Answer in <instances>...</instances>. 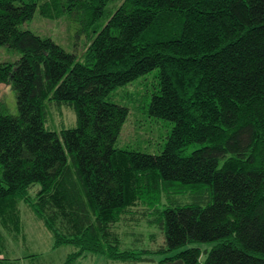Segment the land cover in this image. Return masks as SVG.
I'll use <instances>...</instances> for the list:
<instances>
[{"label":"trees","instance_id":"1","mask_svg":"<svg viewBox=\"0 0 264 264\" xmlns=\"http://www.w3.org/2000/svg\"><path fill=\"white\" fill-rule=\"evenodd\" d=\"M116 1L0 0L20 53L0 63L17 106L0 100V264H264V0ZM37 5L77 23L81 59L20 26ZM155 68L124 96L172 121L163 147L116 146L130 107L111 95ZM52 102L73 122L51 126Z\"/></svg>","mask_w":264,"mask_h":264},{"label":"rangeland","instance_id":"2","mask_svg":"<svg viewBox=\"0 0 264 264\" xmlns=\"http://www.w3.org/2000/svg\"><path fill=\"white\" fill-rule=\"evenodd\" d=\"M116 2L119 1L117 0ZM20 26L40 35L51 37L55 42L81 59L86 37L84 33L77 31V23L68 16L63 15L58 18L45 17L40 13L37 5L32 17L23 21ZM19 55L18 51L6 45H0V63L3 61L14 62ZM156 72V68L152 69L135 80L117 87L113 91L111 96L114 100L124 102L130 107L126 120L115 141L116 146L150 153H157L162 149L172 126V121L154 117L148 114L144 108L134 107L136 103L133 104L132 101H128V98L124 96L128 92L136 95L138 92L142 93L147 89L150 95L157 86ZM0 100L6 112L17 114L15 95L10 84L0 82ZM48 118V121L50 120L51 123L50 125L58 130L63 122L65 125L73 122L74 112L64 103L58 107V104L52 102V107L48 106ZM23 218L27 235L30 234L31 238L34 239L33 241L37 239L41 244L39 247H43L46 235L43 232L42 223L34 221V217L29 211L23 213ZM156 237L157 242H161L162 236L157 235ZM198 244L200 246H209V243L204 242H199ZM69 250L70 246L68 245L57 248L55 250L56 260L59 257L64 258ZM45 253L43 254L45 255ZM51 253L53 254L54 252ZM161 256V254H154L153 258L157 260ZM38 262V258L32 259V264H38ZM74 264H105V258L100 255L92 256L89 254L77 259ZM150 264H156V262L152 261Z\"/></svg>","mask_w":264,"mask_h":264}]
</instances>
